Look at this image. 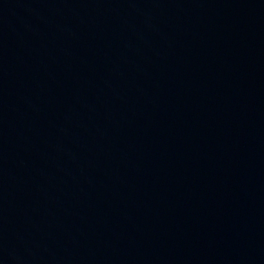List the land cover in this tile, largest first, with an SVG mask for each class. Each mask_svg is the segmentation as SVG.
I'll use <instances>...</instances> for the list:
<instances>
[{
    "label": "water",
    "instance_id": "95a60500",
    "mask_svg": "<svg viewBox=\"0 0 264 264\" xmlns=\"http://www.w3.org/2000/svg\"><path fill=\"white\" fill-rule=\"evenodd\" d=\"M0 264H264V0H0Z\"/></svg>",
    "mask_w": 264,
    "mask_h": 264
}]
</instances>
